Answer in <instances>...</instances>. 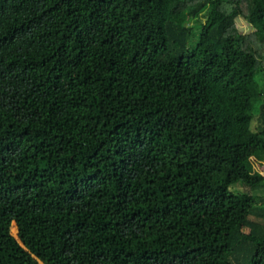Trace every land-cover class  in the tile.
I'll list each match as a JSON object with an SVG mask.
<instances>
[{
    "label": "trees",
    "instance_id": "obj_1",
    "mask_svg": "<svg viewBox=\"0 0 264 264\" xmlns=\"http://www.w3.org/2000/svg\"><path fill=\"white\" fill-rule=\"evenodd\" d=\"M0 264H264V0H0Z\"/></svg>",
    "mask_w": 264,
    "mask_h": 264
},
{
    "label": "rangeland",
    "instance_id": "obj_2",
    "mask_svg": "<svg viewBox=\"0 0 264 264\" xmlns=\"http://www.w3.org/2000/svg\"><path fill=\"white\" fill-rule=\"evenodd\" d=\"M204 20L206 21L207 19L204 18ZM237 25H238L240 31L243 34H247V35L248 34H254V31H255L254 28L249 24V22L245 18H242V17L238 18L237 19ZM253 37H254L253 39L255 40L254 43H256V38H255L254 35H253ZM255 47L258 48V49L260 48L258 44H255ZM256 127H257L256 126V120H253L252 121V124H251V128H252V131L253 132H256L257 131V128ZM258 169L259 170H263L262 167H258ZM18 230L19 229H17L16 226L13 227V235L14 236H17L19 234ZM248 232H249V230H248Z\"/></svg>",
    "mask_w": 264,
    "mask_h": 264
},
{
    "label": "clouds",
    "instance_id": "obj_3",
    "mask_svg": "<svg viewBox=\"0 0 264 264\" xmlns=\"http://www.w3.org/2000/svg\"><path fill=\"white\" fill-rule=\"evenodd\" d=\"M16 227H17V229H18V226L17 225H15ZM18 232H19V230H18Z\"/></svg>",
    "mask_w": 264,
    "mask_h": 264
},
{
    "label": "water",
    "instance_id": "obj_4",
    "mask_svg": "<svg viewBox=\"0 0 264 264\" xmlns=\"http://www.w3.org/2000/svg\"><path fill=\"white\" fill-rule=\"evenodd\" d=\"M17 225V224H16ZM18 226V225H17Z\"/></svg>",
    "mask_w": 264,
    "mask_h": 264
}]
</instances>
